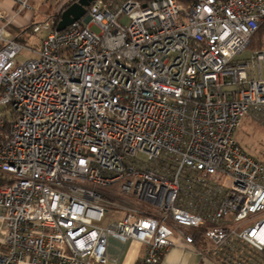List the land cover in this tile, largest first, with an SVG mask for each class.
Returning a JSON list of instances; mask_svg holds the SVG:
<instances>
[{
    "label": "built area",
    "instance_id": "2783aa9c",
    "mask_svg": "<svg viewBox=\"0 0 264 264\" xmlns=\"http://www.w3.org/2000/svg\"><path fill=\"white\" fill-rule=\"evenodd\" d=\"M263 20L264 0H95L28 47L0 9V264H108L111 235L138 264L176 239L264 264V164L234 139L264 126V50L236 60Z\"/></svg>",
    "mask_w": 264,
    "mask_h": 264
},
{
    "label": "crops",
    "instance_id": "0c3cea01",
    "mask_svg": "<svg viewBox=\"0 0 264 264\" xmlns=\"http://www.w3.org/2000/svg\"><path fill=\"white\" fill-rule=\"evenodd\" d=\"M50 1V0H48ZM74 0H55L47 3L45 9L52 10L48 16L58 13L65 5ZM32 2V0H30ZM29 2V3H30ZM43 2L40 4L42 7ZM34 6V5H33ZM0 9L5 11L11 19V25L8 28L9 33L13 34L14 30L18 33L31 27V7L27 11H21L17 14V7L8 1L0 3ZM145 248L143 245L131 240L108 236L106 240V255L108 264H138L144 255ZM159 264H214L213 262L203 259L195 248L186 245L181 239L174 241L173 247L162 257Z\"/></svg>",
    "mask_w": 264,
    "mask_h": 264
},
{
    "label": "rangeland",
    "instance_id": "374dc122",
    "mask_svg": "<svg viewBox=\"0 0 264 264\" xmlns=\"http://www.w3.org/2000/svg\"><path fill=\"white\" fill-rule=\"evenodd\" d=\"M43 2L42 7H40V4ZM55 2V0H32V2L29 3V6L31 7V26L34 24L42 23L48 19V15L52 12V9L48 12L47 9H45L47 3L51 4ZM34 5V6H33ZM122 24H127L128 21L126 17H123L121 19ZM30 28L28 27L26 30L21 31L22 39L24 40L26 46L33 47L36 46L37 40L39 38L38 35H32L30 33ZM94 32H98L95 27L92 28ZM17 30H14L13 35H15ZM264 41V39H263ZM263 51V50H262ZM251 49H246L240 56L236 58V60L244 61L246 59H249L252 54ZM34 58L33 54L29 49L23 50L17 57L18 62H24L26 60ZM7 117V115H6ZM3 133L0 132V136ZM235 142L240 146V148L249 156L253 157L254 159L258 160L259 162L264 164V126L256 124L250 120H245L241 126L238 128L234 135ZM121 214L120 212L116 210H109L106 218L102 221L101 225L105 226L107 225L111 218L114 219L120 218ZM110 218V219H109Z\"/></svg>",
    "mask_w": 264,
    "mask_h": 264
},
{
    "label": "water",
    "instance_id": "95a60500",
    "mask_svg": "<svg viewBox=\"0 0 264 264\" xmlns=\"http://www.w3.org/2000/svg\"><path fill=\"white\" fill-rule=\"evenodd\" d=\"M95 0H75L60 15V20L56 26L57 31H63L72 23L80 20L87 11V8Z\"/></svg>",
    "mask_w": 264,
    "mask_h": 264
},
{
    "label": "trees",
    "instance_id": "16d2710c",
    "mask_svg": "<svg viewBox=\"0 0 264 264\" xmlns=\"http://www.w3.org/2000/svg\"><path fill=\"white\" fill-rule=\"evenodd\" d=\"M75 1V0H74ZM73 1V2H74ZM139 2H141L142 4H146L150 1L153 0H137ZM178 3L187 5L192 3L194 0H176ZM71 2V3H73ZM71 3L65 5L58 13H56L54 16V18L56 19V22L58 23L60 20V15L62 13L63 10H65ZM264 20L260 23L258 30L251 36L250 38V42L248 45L247 49H251L252 51H262L264 50ZM19 42L23 43L24 40L22 38L18 39ZM0 132H2L0 130Z\"/></svg>",
    "mask_w": 264,
    "mask_h": 264
}]
</instances>
